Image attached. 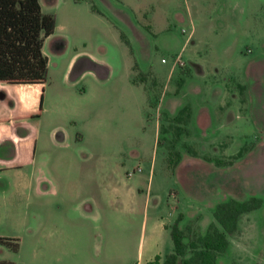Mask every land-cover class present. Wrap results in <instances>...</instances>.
Wrapping results in <instances>:
<instances>
[{
    "label": "rangeland",
    "instance_id": "rangeland-1",
    "mask_svg": "<svg viewBox=\"0 0 264 264\" xmlns=\"http://www.w3.org/2000/svg\"><path fill=\"white\" fill-rule=\"evenodd\" d=\"M118 1L139 31L111 13L43 1L55 16L44 42L46 92L60 98L61 114L37 122L29 207L12 185L20 177L2 176L0 236L19 246L0 245V260L162 264L178 217L189 243L214 221L218 202L257 196L261 206L239 217L217 264H264V0ZM72 58L73 74L87 58L107 69L72 80ZM54 125L64 132L60 148L47 136ZM44 180L67 194L87 183L97 196V218L80 220L77 252L72 236L63 248L47 229H26L35 212L46 221L67 214L68 204L43 207L34 188Z\"/></svg>",
    "mask_w": 264,
    "mask_h": 264
},
{
    "label": "crops",
    "instance_id": "crops-1",
    "mask_svg": "<svg viewBox=\"0 0 264 264\" xmlns=\"http://www.w3.org/2000/svg\"><path fill=\"white\" fill-rule=\"evenodd\" d=\"M43 1L39 0V3L41 11L45 13L43 11ZM47 1L63 3L73 8L83 7L89 15L93 16H104L107 13H111L129 23L134 31H139V27H141L138 22L131 18L126 9V4L118 0ZM48 37L44 39V42ZM44 42L42 50L45 54ZM72 62L73 58L70 60L65 72L66 77L72 80L79 79L83 75L98 78V76H101L98 70L99 67L103 70L107 69L98 60L87 58L84 67L73 74V68L71 69ZM46 83L42 85L37 83L0 82V188L2 189V196L5 197L4 191L7 185L5 181H2V176L7 174L19 176L20 178L14 180L12 185L15 188H20L22 193H26L27 207L33 203L30 193L34 182L32 174L28 175L27 170L30 168L32 172L36 163V149L40 137V129L37 127V122L44 117L53 118L61 114L58 101L60 98L56 97L54 93L48 96L46 92L48 85ZM47 136L56 148H60V143L64 140V132L60 130L59 126L50 127ZM67 184L69 183L67 182ZM87 185V183L84 185L76 184L73 192L67 194L63 192L62 184L59 182L55 183L46 180L38 182L34 191L42 198L43 207L45 204H49L48 206L45 205V207L51 209L52 203L68 204L67 214L64 215L65 217L61 216L60 219L58 218L60 221L56 218H53V220L49 218L46 221L43 215L35 212L33 214L34 223L26 228L28 232L31 234L47 229L48 239L63 248L65 245L68 246L66 237L71 238L72 236L74 241L72 248L75 252L80 250V220L97 218V196L92 190L86 189ZM113 185L106 193L107 202L109 200L113 202L115 197V187ZM70 202L72 203L69 204ZM56 208H59V206ZM34 252L37 254L38 251L34 250Z\"/></svg>",
    "mask_w": 264,
    "mask_h": 264
},
{
    "label": "trees",
    "instance_id": "trees-1",
    "mask_svg": "<svg viewBox=\"0 0 264 264\" xmlns=\"http://www.w3.org/2000/svg\"><path fill=\"white\" fill-rule=\"evenodd\" d=\"M55 27V16L41 11L39 0H0V82L42 84L47 81L48 58L43 42ZM262 199L228 198L218 202L206 231L186 243L177 221L170 228L173 251L162 264H217L229 247V237L238 228L239 217L261 206ZM0 245L18 250L16 238L0 236ZM190 253L189 257L186 254ZM159 255L154 261L158 263ZM0 264H14L0 260ZM153 264V261L148 262Z\"/></svg>",
    "mask_w": 264,
    "mask_h": 264
}]
</instances>
